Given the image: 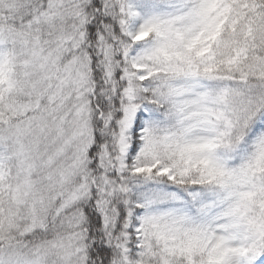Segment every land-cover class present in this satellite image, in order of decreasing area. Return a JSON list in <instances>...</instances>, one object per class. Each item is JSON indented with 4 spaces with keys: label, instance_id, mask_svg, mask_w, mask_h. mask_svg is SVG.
<instances>
[{
    "label": "snow or ice",
    "instance_id": "6c2138e0",
    "mask_svg": "<svg viewBox=\"0 0 264 264\" xmlns=\"http://www.w3.org/2000/svg\"><path fill=\"white\" fill-rule=\"evenodd\" d=\"M0 264H264V0H0Z\"/></svg>",
    "mask_w": 264,
    "mask_h": 264
}]
</instances>
